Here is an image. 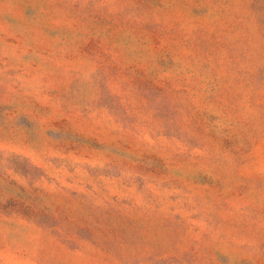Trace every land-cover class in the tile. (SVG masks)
<instances>
[{
  "label": "rangeland",
  "instance_id": "obj_1",
  "mask_svg": "<svg viewBox=\"0 0 264 264\" xmlns=\"http://www.w3.org/2000/svg\"><path fill=\"white\" fill-rule=\"evenodd\" d=\"M0 264H264V0H0Z\"/></svg>",
  "mask_w": 264,
  "mask_h": 264
}]
</instances>
